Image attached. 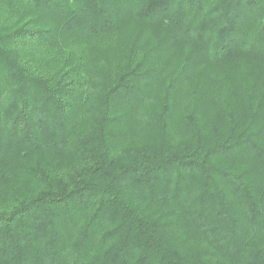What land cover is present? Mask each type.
<instances>
[{
    "label": "trees",
    "instance_id": "trees-1",
    "mask_svg": "<svg viewBox=\"0 0 264 264\" xmlns=\"http://www.w3.org/2000/svg\"><path fill=\"white\" fill-rule=\"evenodd\" d=\"M0 264H264V0H0Z\"/></svg>",
    "mask_w": 264,
    "mask_h": 264
},
{
    "label": "rangeland",
    "instance_id": "rangeland-1",
    "mask_svg": "<svg viewBox=\"0 0 264 264\" xmlns=\"http://www.w3.org/2000/svg\"><path fill=\"white\" fill-rule=\"evenodd\" d=\"M132 27L133 26L126 27L122 32L104 40L96 41L91 44L78 42L75 43L74 46L77 45V47L85 49L84 57L88 63L98 64V62L103 61L105 58L111 59L115 54L118 55L124 47L129 44L131 39L129 33H134L135 31V27L134 29ZM147 37H149V35L145 34L142 38L146 41ZM206 114L213 115L214 113L211 110H206Z\"/></svg>",
    "mask_w": 264,
    "mask_h": 264
}]
</instances>
